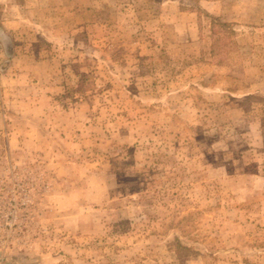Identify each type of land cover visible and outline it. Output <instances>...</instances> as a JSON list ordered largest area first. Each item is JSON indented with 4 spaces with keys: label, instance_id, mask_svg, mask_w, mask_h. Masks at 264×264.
Instances as JSON below:
<instances>
[{
    "label": "rangeland",
    "instance_id": "rangeland-1",
    "mask_svg": "<svg viewBox=\"0 0 264 264\" xmlns=\"http://www.w3.org/2000/svg\"><path fill=\"white\" fill-rule=\"evenodd\" d=\"M197 1L0 0V264H264V0Z\"/></svg>",
    "mask_w": 264,
    "mask_h": 264
},
{
    "label": "crops",
    "instance_id": "crops-1",
    "mask_svg": "<svg viewBox=\"0 0 264 264\" xmlns=\"http://www.w3.org/2000/svg\"><path fill=\"white\" fill-rule=\"evenodd\" d=\"M229 1L230 0H198L197 2H198V5L202 7V9H204L208 14L213 15L215 17H221V18L226 17V19L231 21L229 18H230V15L233 14V11H234V14H239V12L237 11L236 6H234L233 8L231 7L232 5L231 3H228ZM244 9L246 10V11H243L245 16L252 17V19H254L258 13V11L255 10L254 7H248V8L246 7ZM235 21H240V20L236 19ZM51 59H53V57H51ZM35 62L36 64H41L44 62V60L37 59Z\"/></svg>",
    "mask_w": 264,
    "mask_h": 264
},
{
    "label": "trees",
    "instance_id": "trees-1",
    "mask_svg": "<svg viewBox=\"0 0 264 264\" xmlns=\"http://www.w3.org/2000/svg\"><path fill=\"white\" fill-rule=\"evenodd\" d=\"M205 16L210 19L211 25L214 24V26L217 25L220 28L228 29L229 33L232 34L233 30H230V26H229L228 23L222 22L220 19H218V18H216L214 16H211L208 13H205ZM212 32H214L213 29H212ZM213 48H215V50L217 51L216 44H215V46ZM183 249H187V248L183 246Z\"/></svg>",
    "mask_w": 264,
    "mask_h": 264
}]
</instances>
